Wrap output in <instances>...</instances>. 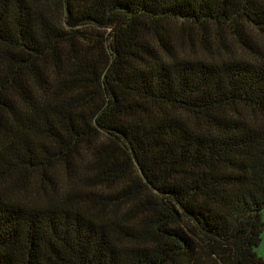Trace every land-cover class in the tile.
<instances>
[{"label": "trees", "instance_id": "obj_1", "mask_svg": "<svg viewBox=\"0 0 264 264\" xmlns=\"http://www.w3.org/2000/svg\"><path fill=\"white\" fill-rule=\"evenodd\" d=\"M263 212L264 0H0V264H264Z\"/></svg>", "mask_w": 264, "mask_h": 264}, {"label": "rangeland", "instance_id": "obj_2", "mask_svg": "<svg viewBox=\"0 0 264 264\" xmlns=\"http://www.w3.org/2000/svg\"><path fill=\"white\" fill-rule=\"evenodd\" d=\"M175 31H177V30H175ZM262 221L264 223V212L262 213ZM255 252L257 253V255L259 257L264 259V230H263L262 235H261V242H260L259 246L255 249Z\"/></svg>", "mask_w": 264, "mask_h": 264}]
</instances>
